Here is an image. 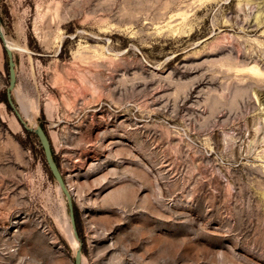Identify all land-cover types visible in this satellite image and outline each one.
<instances>
[{"label": "rangeland", "instance_id": "rangeland-1", "mask_svg": "<svg viewBox=\"0 0 264 264\" xmlns=\"http://www.w3.org/2000/svg\"><path fill=\"white\" fill-rule=\"evenodd\" d=\"M0 29L81 264H264V0H0ZM23 130L0 101V264H74Z\"/></svg>", "mask_w": 264, "mask_h": 264}, {"label": "water", "instance_id": "water-1", "mask_svg": "<svg viewBox=\"0 0 264 264\" xmlns=\"http://www.w3.org/2000/svg\"><path fill=\"white\" fill-rule=\"evenodd\" d=\"M0 39H1V42L3 44V48L5 50V54L7 57V65H8V79H9V81H8V86L6 87V90H5L6 100H7L8 106L15 113L17 119L20 121L23 128L29 132H33L37 136L38 141H39L41 148H42V151H43L45 163H46L55 183L57 184L59 191L65 197L73 237L75 238L76 241H79L78 234L76 232L75 221H74L72 197H71V194H70V192H69V190H68V188L64 182V179L61 175L60 170L58 169V167L56 166V164L52 158L49 141H48L44 131L42 130V128L40 126H36L35 128H33V127H28L26 125V123L22 120L19 112L17 111V109H16V107L12 101L11 92L14 89L15 84H16L15 64H14V60H13L12 50L10 48H8V46L6 45V42H5L4 36L1 32V29H0ZM74 264H81V244L78 245V247L75 251Z\"/></svg>", "mask_w": 264, "mask_h": 264}, {"label": "trees", "instance_id": "trees-1", "mask_svg": "<svg viewBox=\"0 0 264 264\" xmlns=\"http://www.w3.org/2000/svg\"><path fill=\"white\" fill-rule=\"evenodd\" d=\"M3 53H4V56L6 57V54H5V50H4V48H3ZM6 59H7V57H6ZM5 71H6L7 80L9 81V79H8V65H7V61L5 62ZM0 101H1L2 103H4L8 108H10V107L8 106V103H7V100H6V93H5V91L0 95ZM40 127H41L42 130L44 131V133H45V135H46V137H47V139H48V141H49L50 149H51V154H52V158H53V160H54L56 166H57L58 169L60 170L59 162H58V160H57L56 155L54 154V150H53V148H52V146H51V143H50V140H49V137H48V134H47L46 128L44 127V125H40ZM23 131H24V133H25L26 139H28V140H29V139L33 140L34 145H35V146L37 147V149L39 150V154H40L41 160H42V162H43V165H44V168H45V171H46L48 177H49L52 181H54V180H53V177H52V175H51V173H50V171H49V169H48V167H47V165H46V163H45V159H44V156H43V151H42V148H41V145H40V143H39V141H38L37 136H36L33 132H29V131H27V130H25V129H24ZM73 214H74V221H75L76 232H77V234H78V238H79L80 242H82V245H81V251H82V250H83V239H82V237H81V235H80V233H79V215H78V210H77V208H76L74 205H73Z\"/></svg>", "mask_w": 264, "mask_h": 264}, {"label": "bare ground", "instance_id": "bare-ground-1", "mask_svg": "<svg viewBox=\"0 0 264 264\" xmlns=\"http://www.w3.org/2000/svg\"><path fill=\"white\" fill-rule=\"evenodd\" d=\"M5 42H6V45L8 46V48H10L11 50H13V46L8 41L5 40ZM67 233H68L67 234L68 235V238L72 241V243L74 244V246L77 247V242H76L75 238L73 237L72 229H71L70 226H69V229L67 230Z\"/></svg>", "mask_w": 264, "mask_h": 264}]
</instances>
